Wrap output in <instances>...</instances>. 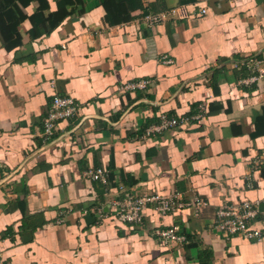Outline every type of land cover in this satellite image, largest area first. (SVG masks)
I'll return each mask as SVG.
<instances>
[{"label":"crops","instance_id":"obj_1","mask_svg":"<svg viewBox=\"0 0 264 264\" xmlns=\"http://www.w3.org/2000/svg\"><path fill=\"white\" fill-rule=\"evenodd\" d=\"M248 57H264V0H0V264H264V238L213 222L218 205L264 199V63ZM55 95L78 112L43 142ZM163 113L185 120L144 135ZM123 191L208 206L148 207L138 225L110 213ZM171 224L185 243L156 237Z\"/></svg>","mask_w":264,"mask_h":264},{"label":"built area","instance_id":"obj_2","mask_svg":"<svg viewBox=\"0 0 264 264\" xmlns=\"http://www.w3.org/2000/svg\"><path fill=\"white\" fill-rule=\"evenodd\" d=\"M177 9L170 8L157 13L148 14L143 17L142 22L145 26L151 27L164 22L175 16ZM244 62L252 69H257L260 63H264V57H248L244 58ZM255 80V77L241 80L247 83ZM151 81L149 79H142L140 81L131 82L120 89H135L145 88ZM78 112L77 103L68 96L55 95L52 99L51 105L42 120L41 129L37 133V137L41 141H47L51 138L56 128L57 122L63 119H68L76 115ZM161 121L158 124L148 126L144 135H153L168 128L179 126L185 119L182 117L168 116L166 113L161 114ZM254 164H264V157L257 159ZM85 177L98 179L103 182L106 181L102 169H86L82 173ZM264 204L262 201L255 200H239L230 204L218 205L214 211V227L223 236L238 235L245 239L261 240L264 234L259 229L251 227V222L256 219L260 213L259 204ZM110 213L113 217L121 222L134 223L138 225L143 224L145 216L144 210L151 207L159 216H163L176 209L185 206H191L195 213L200 212L208 206V201L199 196L184 198L178 192H170L163 194L159 191L151 192H127L123 193L111 200ZM104 205L95 207L97 217L102 219L107 217ZM107 207V205H106ZM264 213V211H263ZM179 225L171 224L167 227H157L154 229V234L158 239L164 243H185L184 235L179 234Z\"/></svg>","mask_w":264,"mask_h":264}]
</instances>
